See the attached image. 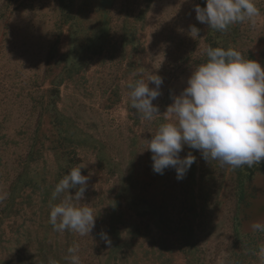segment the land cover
Listing matches in <instances>:
<instances>
[{"label": "trees", "instance_id": "16d2710c", "mask_svg": "<svg viewBox=\"0 0 264 264\" xmlns=\"http://www.w3.org/2000/svg\"><path fill=\"white\" fill-rule=\"evenodd\" d=\"M58 2L61 24L68 25L65 50L62 53L58 50V35L49 51L45 70L51 86L47 98L42 96L35 105L39 115L33 136L27 154L19 160L6 206L1 211L7 216H17L27 201L32 217L28 227L21 223L16 229L17 246L12 259H0V264H49L50 259L56 264H71L70 247H78L80 264H210L202 254L201 234L207 227H215V209L222 203L224 188L230 191L232 231L223 264H261L258 253L264 245V232L242 234L238 217L246 185L252 182L255 170L264 171V161L253 167L244 165L235 169L224 165V170L215 172L210 167L218 161L213 160L208 167L201 165L203 169L199 171L197 150L184 147L180 156L191 152L196 159L182 180H177L174 168L165 169L163 174L153 171L147 141L161 123L167 122L166 117L169 118L165 113L169 106V79L166 83L163 78L166 93L159 97L160 113L152 121L143 119L131 107L128 88L130 82L141 79L147 82L154 74L161 76L149 59L146 23L153 0H78L77 6L75 0ZM7 3L5 0L4 4ZM197 4L203 7L206 0H194V6ZM255 4L264 12L261 3L255 1ZM193 25L200 29L195 38L190 35L191 26L187 24H177L165 32L169 65L173 57V62L185 65L182 71L194 70L206 61L209 46L232 47L244 58L258 60L251 48L253 38L247 21L231 25L223 32L197 20ZM95 60L100 108L111 111L124 104L130 122L126 148L116 153L117 156L105 139L97 137L58 107L60 85L65 81L76 79L87 95H93L87 86L86 73ZM260 61L264 66V49ZM149 87L155 85L149 83ZM44 117L50 134L40 133ZM45 149L54 154V163L44 162L39 169ZM81 149L95 156L96 174H100L95 185H90L88 179L84 198L78 202L93 208L97 216L95 227L85 236L69 230L57 232L49 222L50 205L74 195L77 190L70 189V193L52 200L56 184L71 168L82 165L78 157ZM202 160L205 164L203 156ZM82 174L87 176L85 167ZM27 189L30 192L24 201L22 197ZM38 190H41L40 202L36 205L32 196ZM102 230L110 236V246L100 239Z\"/></svg>", "mask_w": 264, "mask_h": 264}, {"label": "rangeland", "instance_id": "374dc122", "mask_svg": "<svg viewBox=\"0 0 264 264\" xmlns=\"http://www.w3.org/2000/svg\"><path fill=\"white\" fill-rule=\"evenodd\" d=\"M4 1L0 0V21L3 23L0 35V196H3V199H0V259L11 260L17 246L16 229L21 223L25 227L29 226L32 212L27 201L17 216H7L1 211L6 206L12 181L18 171L19 160L27 154V147L33 136L32 131L39 115L34 110L35 105L42 96L43 99L47 98V91L51 86V79L45 78L49 51L59 35L58 50L64 52L68 25L61 24L58 0H7V5ZM77 1L75 0L76 6ZM255 1L261 3L264 8V0ZM194 7V0H153L147 13L149 59L154 63V67L160 70L161 77L166 83L169 79V105L187 86V80L193 70L182 71L185 65L180 61L173 62V57L170 58L172 64L167 63L165 32H170V28L177 24L193 26L196 22ZM259 12V16L254 18L256 21L254 26L247 21V29L253 38L252 51L261 63L264 49V12L263 10ZM97 68L95 60L86 73L87 86L93 95H87L84 87L76 79L68 83L65 81L60 85L58 107L97 137L105 139L110 147L112 146V153L117 156L116 153L126 148L130 122L124 104L111 111L100 108L101 92L98 91L96 84ZM59 70L60 68L57 72ZM165 82L161 85L163 87L160 90L161 94L154 100L155 105L159 103V97L166 93ZM48 129V121L44 117L40 133L50 134ZM48 144L49 141L46 140V147ZM197 152L200 171L203 169L201 165L208 167L209 162L203 164L202 154L199 150ZM78 154L81 164L87 170L90 185H95L97 177L100 176L96 174L98 169L95 156L90 151L82 149ZM44 162L50 165L54 163V154L47 149L43 151L39 169L43 167ZM210 170L222 171L224 166L218 161L211 165ZM226 171L228 173V167ZM248 189L249 203L241 207L238 217L242 234L255 232L253 225L256 223L264 225L262 168L254 171ZM222 191V203L215 209L216 225L213 229L207 227L201 234L202 254L210 264H223V258L231 243L230 191L229 188ZM29 192L30 189H27L23 195L24 201L27 200L25 196ZM37 192L32 196V201L36 205L40 202L41 190ZM20 200L21 198L17 202Z\"/></svg>", "mask_w": 264, "mask_h": 264}, {"label": "clouds", "instance_id": "9594fccd", "mask_svg": "<svg viewBox=\"0 0 264 264\" xmlns=\"http://www.w3.org/2000/svg\"><path fill=\"white\" fill-rule=\"evenodd\" d=\"M196 20L218 31L245 21L255 25L260 12L255 0H206L205 6L195 5ZM200 29L191 26L190 35L196 37ZM206 61L197 65L187 80L184 90L173 98L167 108L166 121L161 123L146 150L152 153L153 171L163 174L167 168L176 170L182 180L196 157L189 152L181 157L184 146L199 150L205 161H219L233 169L253 167L264 161V66L232 47H211L206 50ZM149 83L155 87H149ZM163 78L154 74L130 82L131 107L142 118L152 121L159 112L153 101L161 94ZM85 166H76L56 184L52 200L70 189H77L59 203L50 205L49 222L57 232L73 231L81 236L92 232L96 215L90 206L80 205L89 177L82 174ZM3 199V196H0ZM253 228L264 232V225ZM100 239L111 245L110 236L101 231ZM71 264H80L78 247H70ZM264 264V245L259 248ZM49 264H56L49 260Z\"/></svg>", "mask_w": 264, "mask_h": 264}, {"label": "flooded vegetation", "instance_id": "af4514ba", "mask_svg": "<svg viewBox=\"0 0 264 264\" xmlns=\"http://www.w3.org/2000/svg\"><path fill=\"white\" fill-rule=\"evenodd\" d=\"M250 183H249V185H246L244 200H243V203H242L241 207L245 206L246 204L249 203L248 201L250 200V196H249V192H248V190H249L248 187L250 186Z\"/></svg>", "mask_w": 264, "mask_h": 264}, {"label": "water", "instance_id": "95a60500", "mask_svg": "<svg viewBox=\"0 0 264 264\" xmlns=\"http://www.w3.org/2000/svg\"><path fill=\"white\" fill-rule=\"evenodd\" d=\"M2 27H3V23L2 21H0V35H1Z\"/></svg>", "mask_w": 264, "mask_h": 264}]
</instances>
